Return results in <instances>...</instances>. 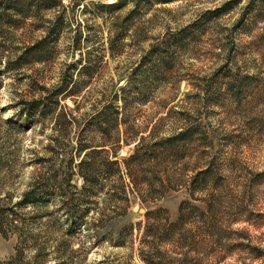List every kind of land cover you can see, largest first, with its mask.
<instances>
[{
	"label": "rangeland",
	"instance_id": "374dc122",
	"mask_svg": "<svg viewBox=\"0 0 264 264\" xmlns=\"http://www.w3.org/2000/svg\"><path fill=\"white\" fill-rule=\"evenodd\" d=\"M117 1L0 5V209L16 205L23 224L5 234L0 230V262L60 263L65 239L60 227L48 216L39 219L42 209L35 216L34 207L17 203L32 182L64 171L76 139L94 144L112 139L115 131L101 134L92 116L115 100L107 114L118 118L122 139L143 137L151 145L161 137L175 139L170 137L193 125L196 132L183 138L186 145L162 156L177 158L169 164L181 180L210 160L218 176L209 221L220 229L222 243L191 220L184 223L180 249L173 242L178 234L156 241L161 262L264 264V0L233 6L227 5L230 0H123L117 8L106 7ZM34 53L40 58L32 61ZM38 99L58 102L46 115L35 111L28 122L22 113ZM135 143L122 145L116 158L132 152ZM72 183L79 187L80 179L74 175ZM186 198L181 188L145 207L132 199L121 219L134 226L124 245L77 234L66 264H145L144 211L161 207L176 223ZM192 201L206 209L207 201ZM57 205L45 210L57 217ZM106 205L105 223L119 221L115 205ZM217 242L226 254L215 250Z\"/></svg>",
	"mask_w": 264,
	"mask_h": 264
},
{
	"label": "trees",
	"instance_id": "16d2710c",
	"mask_svg": "<svg viewBox=\"0 0 264 264\" xmlns=\"http://www.w3.org/2000/svg\"><path fill=\"white\" fill-rule=\"evenodd\" d=\"M4 1L7 2L9 0L0 1V5H3ZM43 1L47 2V7L55 5L54 0ZM122 1L118 0L116 3L106 5V7L108 9L117 8ZM168 1L171 0H165L164 2ZM238 1L230 0L227 5L231 4L230 6H233ZM3 7L7 9L9 4L7 3ZM13 10L18 11L16 8ZM35 46L37 44L32 47L35 48ZM39 58L40 56L34 53L31 60L35 61ZM1 83L2 80L0 79V87ZM121 89L126 91L123 87ZM52 102L56 103L58 100L52 99L51 102L46 99L31 101V104L26 107L22 114L30 122L35 111H38L41 115L52 112L54 110ZM114 103L115 100L114 102L110 101L108 105L96 111L95 115L92 116L96 120L97 129L101 134L106 135L110 130L115 131L112 139L103 138L98 144L86 139H76L74 154L69 162L64 165V171L60 172V174L54 171L52 175L45 176L40 181L35 180L32 182L30 188L23 193L21 200L17 203V205L22 207H34L35 216H38L37 213L41 212L38 209H42L43 214H39L38 218L48 216V219H53L56 225L60 227L59 230L65 236V239L61 241L59 246V249H62L60 253L64 254L59 264L70 262L67 258L73 251L71 238L77 234L88 233L94 238L110 242L115 238L116 240L113 244L117 246L124 245L126 237L132 233L134 226L131 222H121V219L126 217L132 204V199H138L141 205L145 207L144 204H153L164 198L170 191H176L181 188H185L188 198L182 200L178 205V222L169 221L166 210L161 207H147L148 209L144 211L145 225L141 240L144 245H147V248L140 255L141 259L145 264H164L161 262L163 252L159 249L156 241L158 239L167 241L169 237L171 238L178 234L177 240H173V242L175 241V247L180 249L182 247L181 232L183 231L184 223H189L191 220L192 222L196 220L199 223L197 228L204 234L216 236L217 239L215 240L222 243L220 231H218L220 229L216 228L213 221H209L211 216L209 212L217 200L213 193L216 188L212 185L218 178L212 169L213 160H210L206 165L200 166V170L195 172V175L190 179L181 180L180 176H176L171 171L169 164L170 161L172 163L177 162V158L170 159L168 155L162 156L169 149L178 150L181 146H185L186 143L184 141L186 139L183 138L192 137L196 132L195 126L192 125L170 137L175 139L161 137V139H156L151 145L145 143L143 137H139V139L134 141H130L129 137L122 139L118 118L107 114L108 110L114 107ZM132 131L136 134L138 128ZM130 143H135L132 152L121 159L116 158L118 149L122 145ZM110 150H113L115 154L111 156L109 154ZM73 160L76 161L73 162ZM196 167L194 164L191 165L193 171H196ZM74 175L80 179L79 187L72 183ZM208 191L210 192L205 194ZM196 193L204 195L203 197L196 196ZM101 195H103L102 201L99 202ZM194 199L207 201L206 209L201 210L198 205L193 203L192 200ZM53 202L58 203L56 211L59 215L57 217L52 216V212L45 210ZM106 202L110 203L111 206L115 205L113 209L119 210V221L105 223L104 212L108 209ZM103 203H105V206H102ZM14 206L9 207L7 211L5 208L0 209V230L4 234L5 231H13L14 228L23 226L18 219ZM91 212L98 214V217L89 219ZM137 224L141 226V222ZM20 230L17 229L16 232L20 240H23V233ZM146 237H153V240L148 241ZM220 242H217L218 245H216L215 250L226 254V249L222 246L223 244L220 245ZM261 256L263 255L260 253L256 255V257ZM184 260L185 258L183 257L181 261L184 262ZM0 264L4 263L0 262Z\"/></svg>",
	"mask_w": 264,
	"mask_h": 264
}]
</instances>
